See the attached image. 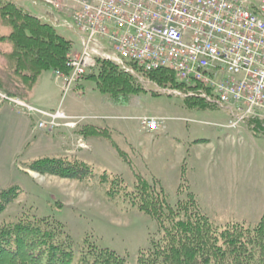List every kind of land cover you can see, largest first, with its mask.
I'll use <instances>...</instances> for the list:
<instances>
[{
  "label": "rangeland",
  "instance_id": "rangeland-1",
  "mask_svg": "<svg viewBox=\"0 0 264 264\" xmlns=\"http://www.w3.org/2000/svg\"><path fill=\"white\" fill-rule=\"evenodd\" d=\"M14 1L31 15L51 21L47 7L31 0ZM68 23L73 26L69 19ZM55 28L71 42L69 55L77 53L83 34L61 23ZM0 48L8 50V45ZM95 71L84 74L63 95L53 71L46 70L21 95V100L43 112L62 109L70 116H85L82 124L52 131L30 127L32 141L26 150L11 127L0 125V190L10 185L21 189L0 214V226L19 218L46 217L60 222L71 237L73 264L91 246L113 250L125 264H137L139 252L160 240L164 227L170 225L168 209L156 218L140 212L121 190L108 197L106 187L98 182L103 172L121 177L129 191L139 175L154 193L162 190L173 210L191 193L193 207L220 227L235 222L252 227L260 221L264 216V133L252 129L251 118L237 128H226L229 111L225 107L189 106L184 102V97H190L189 87L159 86L144 75L139 79L143 90L117 104L98 92L92 79L84 78ZM142 116L164 118V126L141 131L138 118ZM31 119L36 124L40 116L33 114ZM256 120L264 125L263 119ZM85 124L104 129L110 138L82 137L78 130ZM63 141L74 152L64 153ZM43 155L75 158L88 165L89 175L76 180L24 168L25 161ZM183 217L178 214L175 219Z\"/></svg>",
  "mask_w": 264,
  "mask_h": 264
},
{
  "label": "trees",
  "instance_id": "trees-1",
  "mask_svg": "<svg viewBox=\"0 0 264 264\" xmlns=\"http://www.w3.org/2000/svg\"><path fill=\"white\" fill-rule=\"evenodd\" d=\"M5 29V32L1 30ZM0 90L9 97H19L32 89L46 70H68L67 60L71 42L57 32L55 26L18 6L14 0H0ZM129 72L110 60L97 61L96 71L84 76L92 79L98 92L108 95L112 102L126 103L130 96L143 90L139 79L144 75L151 83L180 88L171 70L159 68L142 72L129 64ZM143 73V74H140ZM189 106H205L199 97H184ZM253 130L264 133V125L249 120ZM248 122V123H249ZM84 137L106 136L104 129L86 125L78 130ZM24 168L40 174L84 180L89 175L86 163L75 158L38 156L25 161ZM106 194L112 198L120 190L137 209L149 216L159 217L165 208L170 225L164 227L160 240L140 251L137 264H264V216L254 226L227 223L218 226L198 211L194 196L178 202L175 210L165 201L162 190L154 193L150 184L136 176L129 191L119 176L103 172L98 177ZM21 192L17 185L0 190V214ZM182 214L183 218L175 219ZM72 239L60 222L42 218H19L0 226V264H73ZM74 264H125V259L113 250L89 247Z\"/></svg>",
  "mask_w": 264,
  "mask_h": 264
},
{
  "label": "built area",
  "instance_id": "built-area-1",
  "mask_svg": "<svg viewBox=\"0 0 264 264\" xmlns=\"http://www.w3.org/2000/svg\"><path fill=\"white\" fill-rule=\"evenodd\" d=\"M31 1L49 9L53 24L83 34L79 51L68 56V70L54 71L63 95L98 60L107 59L131 73L128 63L142 72L171 70L190 88V97L229 111L226 128L250 118L264 120V0ZM0 102L38 114L37 128L48 131L74 128L86 119L61 109L43 112L1 91ZM139 121L156 131L164 119L142 116Z\"/></svg>",
  "mask_w": 264,
  "mask_h": 264
},
{
  "label": "crops",
  "instance_id": "crops-1",
  "mask_svg": "<svg viewBox=\"0 0 264 264\" xmlns=\"http://www.w3.org/2000/svg\"><path fill=\"white\" fill-rule=\"evenodd\" d=\"M46 15L49 19V16L51 15L50 11H46ZM31 117L24 113H21L18 109H16L9 103H0V125L11 127L14 130L15 135L18 136V140L20 136L21 145L25 150L29 147L32 141V135L29 129L30 127L34 128L35 125ZM140 130L146 132V130L142 129L141 125ZM61 146L63 148L64 153L74 152L72 149H70L71 147L69 145V142L66 143L63 141L61 143ZM130 146L132 148L131 144Z\"/></svg>",
  "mask_w": 264,
  "mask_h": 264
}]
</instances>
